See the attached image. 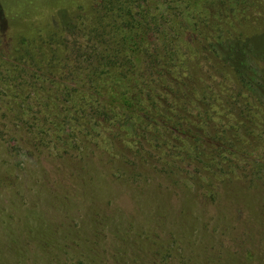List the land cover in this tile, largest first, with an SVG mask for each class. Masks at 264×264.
Returning a JSON list of instances; mask_svg holds the SVG:
<instances>
[{
  "label": "rangeland",
  "instance_id": "1",
  "mask_svg": "<svg viewBox=\"0 0 264 264\" xmlns=\"http://www.w3.org/2000/svg\"><path fill=\"white\" fill-rule=\"evenodd\" d=\"M5 1L16 2L21 16L34 10L35 3L46 2L0 0V14ZM133 5L135 12L149 10L145 14L158 24L150 32L156 44L159 26L172 27L178 67L188 64L195 42L232 79L245 80L252 103L239 120L236 110L217 104L224 97L216 91L198 97L206 98L218 136L226 131L233 141L238 133L244 141L238 139L232 147L217 142L209 120L200 126L204 130H196L199 135L193 134L174 123L178 112H163L162 103L151 101L146 105L153 109L134 110L145 121L138 140L85 115L79 122L94 124V133L86 135L83 127L74 133L69 126L65 133L79 143L70 145L77 139L72 137L69 145H62L54 135L39 148L29 146L24 124L17 126L20 143L9 142L14 133L4 116L9 107L16 113L26 109L31 116L42 104L56 113L54 99L70 110L84 96L79 84L49 69L60 41L56 15L64 10L63 19L69 22L76 13L64 7L52 11L33 44L40 56L42 45L49 52L41 56L43 71L21 67L12 56L10 39L0 40V244L3 233L20 264H264V154L245 152L242 135L264 129V0H134ZM82 18L87 27L91 16ZM174 27L184 33L178 36ZM131 48L137 52L142 46L132 40ZM25 71H34L40 80L24 92L18 89L22 81L13 79L19 81ZM29 103L34 107L28 109ZM70 112L58 114L63 121L66 114L78 117ZM120 117L122 124L128 119ZM171 119L173 127L166 124ZM98 138L101 149L94 146ZM205 146L222 149L223 158L218 152L212 162L210 152L201 160L198 153ZM200 162L210 168L200 171ZM221 186L219 196L210 197ZM4 263L8 256L0 247Z\"/></svg>",
  "mask_w": 264,
  "mask_h": 264
},
{
  "label": "trees",
  "instance_id": "2",
  "mask_svg": "<svg viewBox=\"0 0 264 264\" xmlns=\"http://www.w3.org/2000/svg\"><path fill=\"white\" fill-rule=\"evenodd\" d=\"M133 4L134 0H57V2L46 0L39 5L35 3L34 10L25 12L22 16L18 13L19 5L16 2L5 1L1 5L3 13L0 14V40L10 39L9 42L14 46L12 56L21 67L34 70L35 66H39L38 70L42 71V66L46 67V65L41 56L44 55L46 58L49 52L46 51L44 45L40 48L41 56L40 53L34 51L35 37L46 28L47 20L45 19L49 13L63 7L75 10L73 21H64V10L56 15V20H58L55 25H58L61 30L60 41L57 49L53 50L54 56L49 62V69H53L60 79L79 84L80 91H84L83 99L75 102L70 110L62 106L58 102L59 100L54 99L58 103L55 108L56 113L48 111L42 104H37L38 112H34L31 116L26 114V109L16 113L15 109L10 110L9 107V111L6 110L4 115L9 130L14 132L13 135H10L9 142L18 141L20 143L19 137H17V126L24 124L30 137L28 141L24 138L22 140H25L29 146L39 148L45 142L54 140V135H56V143L69 145V141L75 136L66 137L67 126L74 133L82 132L78 127H83L86 135H91L96 131L94 124L89 126V122L85 124L79 122L81 119L85 120L86 116H90L95 121L106 123L115 131L119 132V129H123L128 138L135 134V139L138 140V132L145 128L142 125V123L145 124V121L136 118L134 110L137 112L153 109L146 105L152 101L153 103H162L160 110L163 112H178L179 115L174 118V123L189 128L193 134H198L196 130H204L205 128L200 126L208 124L209 120V132L212 130L215 132L213 138H217V142L224 141V145L235 146L238 139H241V135L238 133L232 135L233 141L226 137V131H222L224 134L221 135L222 137L218 136V129L213 123L214 116L210 115L208 103L203 96L205 92L207 94L213 93V91L221 94L224 99L217 104L236 110L239 120L243 118L240 114H243L252 103L248 99L249 89L246 87L245 80L232 79L224 69L218 68L212 59L195 45V42L193 43L194 47L192 46L194 53L192 50L187 55L188 64L178 67L175 64V53L171 46L172 39H175V36L171 34L172 27L159 26L161 29L158 30L157 40L160 42L156 44L155 38L151 36L150 32L158 24L148 18L150 15L145 14L149 10L143 11V14L139 11L135 12ZM84 15L92 18L87 27L82 24ZM174 30L178 36L184 33L181 27L178 29L174 27ZM132 40L142 46L137 52L132 51ZM159 44L166 46L165 50H162ZM54 60H57V63H54ZM25 72L26 76L19 81L13 79L14 83L22 81L18 89L20 88L24 92L26 87L37 85L40 80L34 71ZM1 76L3 77V74L0 70V78ZM8 77L10 76L8 75ZM6 81H10V79ZM13 86L15 87L16 84ZM200 95H203L201 99L198 98ZM6 103L11 104L10 102ZM33 107V103L27 105L28 109ZM59 110L74 112L78 117L66 114L67 121H63L58 114ZM120 115L128 118L124 119L125 123L123 124ZM219 119L223 120L225 116L223 115ZM260 119L264 122L263 117ZM251 122L254 123L252 120ZM174 123L171 119L166 124L173 127ZM146 124L153 128L151 123ZM254 131L242 134L247 140L243 150L245 152L262 151L264 154V129ZM75 138L77 139H72L70 145H72V141L80 142L78 137ZM98 140L99 138L95 141L94 146L101 149ZM243 141L244 139H241L240 143ZM142 145H144L143 142H141ZM115 147L118 148L117 144ZM210 148L212 147L205 146L199 151L198 156L201 160L208 159L207 156L210 152L212 156L210 161L212 162L218 156L223 158L222 149L220 151ZM124 149L126 150L125 147ZM123 154L125 156V152ZM132 158L134 161L139 159L138 155ZM197 166L200 171L210 168L209 164L201 162ZM253 173L254 168H252ZM221 188L222 186L211 191L213 193L210 194V197L215 199L216 196H219ZM1 237L4 241L0 247L8 256V263L4 264H20L18 257L12 256V252L15 250L11 242L3 233H1ZM70 264L85 263L72 262ZM139 264L142 263L139 262Z\"/></svg>",
  "mask_w": 264,
  "mask_h": 264
}]
</instances>
